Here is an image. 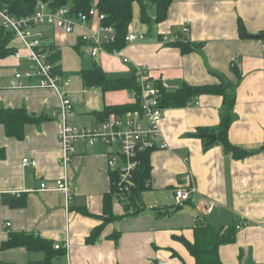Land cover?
I'll list each match as a JSON object with an SVG mask.
<instances>
[{"label":"crops","instance_id":"obj_1","mask_svg":"<svg viewBox=\"0 0 264 264\" xmlns=\"http://www.w3.org/2000/svg\"><path fill=\"white\" fill-rule=\"evenodd\" d=\"M145 2L149 22L141 20V7L134 2L129 31L141 38L126 44L118 56L107 51L96 58L90 55L91 42L83 36L103 40L97 18L76 22L70 33L51 24L41 27L49 46L60 52L57 64L71 81L66 88L73 101L71 121L98 125L105 119L99 113L107 107L134 104L135 87H86L80 71L94 64L111 79L132 78L135 66L148 67L151 78L163 81L168 90L184 83H228L233 105L222 93H205L186 107L166 108L160 120L159 146L150 152L145 190L139 192L135 205L128 198L125 204L114 199V215L122 218L105 222L104 198L113 184L108 159L116 148L79 142L77 153L68 164H61L60 95L34 80L13 87L18 69L28 65L26 49L17 44L20 56L0 59V107H24L48 119L27 124L20 140L8 136L0 124V149L5 155L0 157V264L45 259L42 250L2 248L11 233L22 231L52 241L58 252L52 264H153L158 260L195 264L186 242H195L197 220L218 228H236L244 218L249 223L236 229V240L219 247L220 259L226 264H264V37H260L264 0H173L160 22L155 21V6L150 0ZM185 25L189 32L181 40L195 48L188 53L163 40ZM124 57L130 62L125 63ZM235 59L238 66L233 64ZM227 113L232 119L230 142L250 152L243 158H234L217 140L206 150L209 139L197 135L206 128L205 134L213 133ZM24 158L36 161L35 165L23 163ZM186 173L196 193L179 206L174 190ZM56 179H66L69 195L58 189L39 190L43 181L54 183ZM21 198L25 200L21 206H11L12 199ZM210 205L214 207L208 213ZM155 210L170 214L157 216ZM94 230L97 236L92 241ZM66 242V250L55 248Z\"/></svg>","mask_w":264,"mask_h":264},{"label":"built area","instance_id":"obj_2","mask_svg":"<svg viewBox=\"0 0 264 264\" xmlns=\"http://www.w3.org/2000/svg\"><path fill=\"white\" fill-rule=\"evenodd\" d=\"M35 11L27 16H15L9 11L0 8V18L7 30L12 33L10 47L14 53L10 56H20L17 44H21L26 49V58L28 65L25 68L18 69L15 79L11 82L13 87L22 86L24 80L32 82L42 88H53L60 95L61 103L59 105L60 119L62 128L58 133V139L62 149L61 164L64 166L72 159L76 152V144L84 143L87 146L97 144L112 145L116 148L109 155L108 166L111 172L117 175V187L120 193H127L134 184V177L140 167L142 156L157 148L158 140L161 139L160 120L166 107L161 106L162 87L166 88L165 83L157 82L151 78L148 67L135 66L133 69V78L137 87L133 90L132 98L135 107L124 112H112L98 125H76L71 119L74 116L73 101L67 95L66 88L71 84L70 78L63 74L62 68L56 67L50 54L48 53L49 44L46 42L44 31L41 26L45 24L54 25L57 28L64 29L67 33L73 32L76 22H87L97 12L95 6H92L88 12H74L70 6H59L53 9L47 1L39 0L34 9ZM104 14L99 15L100 20ZM103 40L94 35H84V40L91 42L90 55L93 58L98 57L103 51L113 55H121V49L110 50L106 46L117 40L116 32L113 26H103L101 28ZM189 32L187 25L175 34L166 35L163 40L169 43H175L183 34ZM125 43L131 44L141 38L133 31H128L125 35ZM264 46V45H263ZM1 59V58H0ZM125 63L130 62L129 58H123ZM238 66L237 59L233 62ZM160 85V86H159ZM164 147V142L160 144ZM23 163L35 165L36 161L24 158ZM184 182L174 190V199L176 205L184 204L194 198L196 193L191 175H183ZM58 189L68 194L69 184L66 179H56L54 183L43 181L39 190ZM69 195V194H68ZM214 206L207 208L209 213ZM249 220L242 219L236 229L247 225ZM10 225L8 221L6 227ZM68 247L56 244V249ZM153 264H171L158 260Z\"/></svg>","mask_w":264,"mask_h":264},{"label":"trees","instance_id":"obj_3","mask_svg":"<svg viewBox=\"0 0 264 264\" xmlns=\"http://www.w3.org/2000/svg\"><path fill=\"white\" fill-rule=\"evenodd\" d=\"M39 0H0V8L9 11L12 15L21 17L27 16L33 13L37 2ZM47 1L53 9L59 8V6H68L67 4L72 1L70 6L74 12H88L92 6H95L99 15L104 14L102 20H100L102 27L113 26L116 32L117 40L107 45L106 47L110 50L122 49L125 43V35L129 31L133 17V3L138 2L141 7V20L149 22L150 17L148 15V6L145 0H42ZM151 3L156 8V19L155 21L160 22L163 20L170 8L173 0H150ZM1 22V18H0ZM12 41V33L5 28L3 23H0V58L10 56L14 53V49L10 47ZM174 44L182 49L183 53H188L193 51L195 48L181 40H177ZM48 53L50 58L54 63H58L60 60V52L54 49V47H49ZM58 68H61L57 64ZM80 76L84 82V85L88 88L90 87H101L103 90H119L120 88L132 89L137 87V83L133 78H119L111 79L108 78L106 72L102 69L100 65L94 64V67L89 70H81ZM160 86V85H159ZM228 83H220L216 86H193L186 83L182 84L175 90H168L162 87V97L161 106L166 108H177L186 107L194 103L198 96L205 93H222L224 94L225 101L229 105H233L234 95L228 93L227 87ZM136 104H123L114 107H107L104 112L99 113L102 118H106L110 113L124 112L126 110L133 109ZM46 115H37L35 113L31 114L24 107L19 109L15 108H1L0 107V124L6 127V133L8 136L17 138L18 140L23 139L25 136V129L27 124L34 122H41L47 120ZM232 119L231 114L227 113L223 116L220 125L212 130L213 133L217 134L218 144H222L227 153H231L234 158H243L250 154L249 151L233 145L229 140V127L231 125ZM208 129H201L197 135L203 136ZM203 141H206L203 138ZM213 145V144H212ZM211 145L208 142L205 143L204 149H208ZM151 152V151H150ZM150 152L145 153L142 156V161L140 167L138 168L136 175L134 177L135 181L131 190L127 193H120L117 187V175L113 173L111 175V180L113 181L111 191L105 195L104 198V209H105V222L108 220H115L122 218V216L114 215L113 200L119 199L125 204V199L130 200V204L135 205V200L139 198V192L145 190L146 180L150 176L151 165H150ZM4 150L0 149V157H4ZM25 200H11V206H21ZM181 205V204H180ZM155 209V208H154ZM140 210H137L139 212ZM86 212V211H85ZM136 212V213H137ZM172 213V212H171ZM157 216H166L165 213L155 210ZM96 230V229H95ZM93 231L92 241L95 240L97 232ZM235 226L228 227H215L207 225L202 221L197 220L194 232L196 235L195 242H186L188 250L195 257V264H226L220 259L219 247L225 243L234 242L236 240ZM25 246L28 250L37 251L42 250L45 252L46 257L43 260H38L30 264H52V259L58 254L54 249L52 241L45 240L39 235L35 236L31 233L26 232H13L9 235L8 239L2 245V248H15Z\"/></svg>","mask_w":264,"mask_h":264},{"label":"water","instance_id":"obj_4","mask_svg":"<svg viewBox=\"0 0 264 264\" xmlns=\"http://www.w3.org/2000/svg\"><path fill=\"white\" fill-rule=\"evenodd\" d=\"M260 37H264V33L261 34ZM203 136L205 138H208L209 139V142H208L209 144H212V143H214L217 140V135L214 134V133H207V134H204Z\"/></svg>","mask_w":264,"mask_h":264},{"label":"rangeland","instance_id":"obj_5","mask_svg":"<svg viewBox=\"0 0 264 264\" xmlns=\"http://www.w3.org/2000/svg\"><path fill=\"white\" fill-rule=\"evenodd\" d=\"M67 5H68V6H71V5H72V1H70ZM92 18H93V19L97 18L98 20H100L98 12H96V14H95L94 16H92ZM1 22H2V20H1ZM1 22H0V23H1ZM46 25H47V24H46ZM41 27H42V28H43V27L45 28V25H42ZM53 28H54V27H53Z\"/></svg>","mask_w":264,"mask_h":264}]
</instances>
